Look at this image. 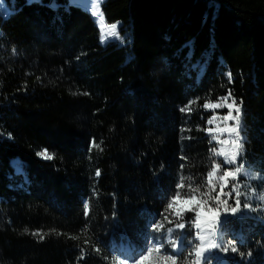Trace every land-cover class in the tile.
<instances>
[{
  "label": "trees",
  "instance_id": "trees-1",
  "mask_svg": "<svg viewBox=\"0 0 264 264\" xmlns=\"http://www.w3.org/2000/svg\"><path fill=\"white\" fill-rule=\"evenodd\" d=\"M6 1L0 264H136L140 250L159 244L161 254H181L177 264H192L199 240L188 218L195 213L177 218L188 206L167 205L177 191L184 199L189 186L200 189L198 199L210 191L214 163L220 168L211 196L219 199L203 197L204 208L224 213L235 206L236 186L240 208L227 213L225 243L237 250L210 249L206 264H264V0H104V20L122 21L128 34L125 44L105 45L79 2ZM229 92L226 102L234 99L242 110L235 164L211 151L231 147L213 135L234 136L207 131L233 125L222 119L228 108L203 107L224 104ZM45 149L52 159L37 155ZM12 160L21 161L24 178ZM241 162L245 174L227 178L221 194L219 177ZM157 223L164 226L159 231ZM181 234L183 243L173 249L169 241Z\"/></svg>",
  "mask_w": 264,
  "mask_h": 264
},
{
  "label": "snow or ice",
  "instance_id": "snow-or-ice-1",
  "mask_svg": "<svg viewBox=\"0 0 264 264\" xmlns=\"http://www.w3.org/2000/svg\"><path fill=\"white\" fill-rule=\"evenodd\" d=\"M88 4L91 5L93 3V0H87ZM93 15H99V20L101 24L102 29V35H101V42L103 43L105 40V35L103 34V29L105 28L104 25V17L102 14H100L98 11H93ZM117 24H112L108 26L107 35L108 36H115L117 35L116 32ZM229 79H231V76L229 74ZM86 94V93H85ZM231 98V92L228 93L226 97H222L225 101L224 104H221L219 102L217 103H205L203 105L204 108L207 109H217L220 107H227L228 113L222 117L223 121L227 122L229 120L234 121L233 125L228 126L225 125L224 128H209L207 131L209 133L219 131L220 133L227 132L230 137H233L232 139H224L220 140L219 136L213 135L212 139L216 140L218 143H221L222 145H228L231 144V147L227 150L224 148H221L220 150H217L216 148H212L211 151L214 155H220L224 157L223 163L225 164H235L237 161V156L239 155L240 151L243 148V141L241 137V105L237 104L234 99H232L231 103H227L226 101ZM192 102L190 101L189 104ZM242 103V102H241ZM181 111H188L190 108L183 107L180 109ZM233 110L235 111V115H233ZM215 114L213 115V119H210L208 121L209 124H213V121L215 120ZM97 146L98 145H93ZM37 155L42 157L43 159H52V155L48 154L47 150H43L40 152H37ZM183 167V165H181ZM220 164L214 163L212 166V171L208 172V184L211 186L210 191H205L201 193L200 198L198 199L196 196V193H200L199 188H191L189 186V192L185 194V198L181 200V193L177 191L175 195L172 198V202L168 203L167 208L173 209L176 202H180L182 204H187L188 207L186 209H178L175 213L177 218L181 217V214L183 211L187 212H194L195 217L191 218L189 217V224L194 226L197 230L195 233V239L199 240V244L195 245L194 247V256L195 260L192 261V264H206L207 261L210 260V256H205L204 253L208 252L210 249L221 247V245H224L221 250L222 251H228L229 248L233 252H235L237 249L235 246H233L230 242L225 243L226 236L228 235V226H229V216L228 212L235 216V214L238 212L240 208V201H239V192L236 190V186H233L232 191L236 193L237 200L235 203V206H232L229 208H225L224 213H221L218 208H213L211 206H208L207 208H204V205L208 203L207 200H204L203 197L207 196L209 200L213 199H219V194L217 197L213 198L211 196V191L215 190V185L212 183V177L214 174L219 170ZM243 170V163L241 162L240 166H237L234 171L233 170H226L223 172V175L219 177L220 180H223L225 182L224 185L221 186V194L223 193V188L227 186V178L231 177L232 179H236L238 174ZM96 175H100L99 170H97ZM178 188L184 187V181L183 178H181L180 184L177 186ZM261 199H264V196L261 197ZM220 203H223L227 205V200L220 201ZM245 207H249L248 204L244 205ZM84 214L87 216L89 211V204L87 201L84 202ZM199 208L200 210H197ZM165 220H168V217H164ZM168 223H173L171 220H168ZM163 224L157 223L153 224V229L155 231H159L163 228ZM186 224L185 223H175L174 228L178 229H185ZM167 231L169 233L173 232V228H168ZM34 235H39V233H33ZM40 239H44V236H40ZM183 234L181 236L177 237V240L181 241V244L183 243ZM219 240V242H217ZM169 243L171 244V247L173 249H176L178 247L176 240H170ZM189 246H192L195 244V240H188ZM164 247L163 244L156 245L154 247H148L147 252L145 253L144 250H140L138 252V255L140 259L136 261V264H177V260L174 258L176 255H181L180 253H167V254H161V249ZM83 252V249L81 250ZM99 251V249H97ZM156 253V257H153V253ZM192 253H190V256ZM83 255L80 257V259H83ZM129 259H133L134 257L129 256L127 257ZM119 264V262H117Z\"/></svg>",
  "mask_w": 264,
  "mask_h": 264
},
{
  "label": "rangeland",
  "instance_id": "rangeland-1",
  "mask_svg": "<svg viewBox=\"0 0 264 264\" xmlns=\"http://www.w3.org/2000/svg\"><path fill=\"white\" fill-rule=\"evenodd\" d=\"M103 1L104 0H93V3L91 5L88 4L87 0H69V3L79 2L80 5H82L83 7L87 8V9H89L90 12L92 13V15H93V11H98L100 14L103 15L102 10H101V4H102ZM7 7H8V2L6 0H0V11L2 12V14H5V12L7 10ZM94 17H95L97 26L99 28V42L102 45H105L109 41H115V42H117L119 44H125L126 43L127 37H128L127 30H125V31H121L120 30L121 24H122V21H120V20L113 21L111 23H108V22H106L104 20L105 28L103 29V34L105 35V40L102 43L101 42L102 29H101V24H100V20H99V15H95ZM112 24H117V29H116L117 35H115V36H108L107 35L108 26H110ZM221 157H223V156H221ZM223 159H224V157H223ZM11 163L13 164L12 165V168L15 171V173L21 175L24 178L25 171H24V169L22 167L21 161H19V160H12ZM240 173L245 174V171L242 170ZM181 200H183V199H181ZM181 205L188 206L187 204H182V203H180L178 201V202H176V204L174 205V207L175 208H178ZM177 244H179V240H177ZM151 247H154V246H151ZM205 254H206V252L204 253V255ZM156 255L157 254L154 252L153 253V257L155 258Z\"/></svg>",
  "mask_w": 264,
  "mask_h": 264
},
{
  "label": "bare ground",
  "instance_id": "bare-ground-1",
  "mask_svg": "<svg viewBox=\"0 0 264 264\" xmlns=\"http://www.w3.org/2000/svg\"><path fill=\"white\" fill-rule=\"evenodd\" d=\"M11 165H13V164L11 163Z\"/></svg>",
  "mask_w": 264,
  "mask_h": 264
}]
</instances>
